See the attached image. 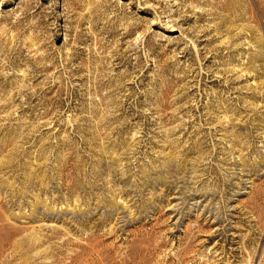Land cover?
<instances>
[{"label": "rangeland", "instance_id": "obj_1", "mask_svg": "<svg viewBox=\"0 0 264 264\" xmlns=\"http://www.w3.org/2000/svg\"><path fill=\"white\" fill-rule=\"evenodd\" d=\"M0 264H264V0H0Z\"/></svg>", "mask_w": 264, "mask_h": 264}]
</instances>
